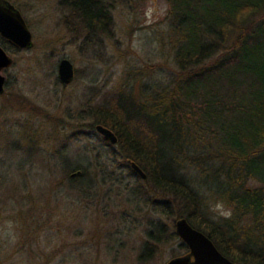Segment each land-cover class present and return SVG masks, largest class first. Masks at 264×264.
Listing matches in <instances>:
<instances>
[{
  "label": "rangeland",
  "instance_id": "rangeland-1",
  "mask_svg": "<svg viewBox=\"0 0 264 264\" xmlns=\"http://www.w3.org/2000/svg\"><path fill=\"white\" fill-rule=\"evenodd\" d=\"M15 1L34 44L8 51L14 65L3 72L10 87L0 96V264H167L186 255L176 241L139 261L147 232L172 220L156 212L151 201L161 200L148 184L110 159L98 134L86 128L89 135L78 137L74 129L78 116L87 118L133 73L149 69L148 86L173 74L162 45L169 4L111 0L110 31L101 33L84 28L73 0ZM62 59L75 67L70 85L59 81ZM49 134L59 139L37 144ZM77 166L91 170L98 189H86L82 175L79 187L68 185L66 174ZM139 188L146 191L142 198ZM209 209L214 220L232 213L221 203Z\"/></svg>",
  "mask_w": 264,
  "mask_h": 264
},
{
  "label": "trees",
  "instance_id": "trees-1",
  "mask_svg": "<svg viewBox=\"0 0 264 264\" xmlns=\"http://www.w3.org/2000/svg\"><path fill=\"white\" fill-rule=\"evenodd\" d=\"M166 2L162 45L173 58V74L163 85L148 86L149 69L133 73L87 118L78 116L76 135H89L86 128L98 134L97 126L111 130L116 145L97 135L112 150L110 159L148 184L162 202L151 201L156 212L172 220L147 232L140 262L176 241L189 254L176 233L184 218L232 262L264 264V0ZM70 6L86 30L109 33L111 0H73ZM0 45L20 52L1 37ZM51 136L37 144L59 139ZM81 175L86 189H98L91 170L80 166L66 174L68 185L79 187ZM137 192L141 198L146 193ZM212 203L226 205L231 215L214 220Z\"/></svg>",
  "mask_w": 264,
  "mask_h": 264
},
{
  "label": "water",
  "instance_id": "water-1",
  "mask_svg": "<svg viewBox=\"0 0 264 264\" xmlns=\"http://www.w3.org/2000/svg\"><path fill=\"white\" fill-rule=\"evenodd\" d=\"M0 37L12 47L19 50H29L33 47V34L30 31L21 11L9 0H0ZM14 65V59L0 45V96L6 91L7 78L3 72ZM59 81L70 85L75 78V67L69 59H62L58 65ZM97 133L116 145V135L103 126H97ZM133 169L142 179L147 176L136 164ZM176 233L188 246L189 254L170 260L167 264H236L224 256L215 244L202 232L194 229L186 219L176 222Z\"/></svg>",
  "mask_w": 264,
  "mask_h": 264
}]
</instances>
